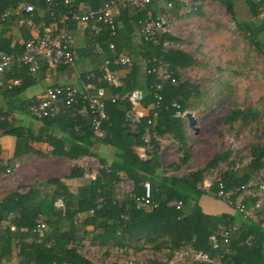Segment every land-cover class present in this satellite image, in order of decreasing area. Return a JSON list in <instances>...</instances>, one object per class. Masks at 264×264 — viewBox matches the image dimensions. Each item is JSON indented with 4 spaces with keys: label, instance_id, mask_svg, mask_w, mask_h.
<instances>
[{
    "label": "trees",
    "instance_id": "obj_1",
    "mask_svg": "<svg viewBox=\"0 0 264 264\" xmlns=\"http://www.w3.org/2000/svg\"><path fill=\"white\" fill-rule=\"evenodd\" d=\"M56 1L55 13L66 9L62 0ZM103 1L73 0L72 5L96 7ZM221 2L240 35L264 59V17L256 16V5L248 1L243 2L249 19L236 20L232 2L230 0ZM23 3H30L33 6L31 18L33 24L40 20L51 21L44 9V0H0V7L11 6L14 10L13 14L0 21V49L8 53L20 51L21 42L28 38L24 37L19 41L16 38L11 40V35L2 36L10 25H14L13 18L21 14ZM180 6H182L180 2L171 0V8L175 12L169 13L168 9L169 17H173ZM149 7L152 9L154 4ZM141 15L140 10L123 7L116 17L113 36H109L103 29L98 35L87 39L88 42L96 40L100 46L101 52L98 54L88 51L95 59V63L101 56L110 58L112 54H123L129 59L121 84L117 87H107L99 81L96 78L99 75L96 66L88 70L93 72L91 81L94 84L104 86L107 95H115L113 101L107 99L104 102L106 118L101 123L103 136L99 139L92 138L86 120L84 119L83 123L76 114H59L40 119L46 126L49 122L59 123L61 129L66 131V135L62 137L50 135L47 137L51 148L46 155L67 157L92 155L100 165L96 174L93 179H86L71 191L63 179L82 175L81 169L72 165L65 176L46 179L45 183L51 186L48 192L43 193L36 184L28 185L21 192L15 189L6 191L0 198V221L11 223L14 228L0 229V259L7 257L14 248L16 264H90L79 252L80 242L88 238L99 247L127 248L137 242H147L156 251L165 249L166 257L174 250L189 244L194 249H201L209 255H214L221 264H264V225H260L261 218H264V208L256 210L257 216L255 215L253 220L242 218L235 209L232 213H205L197 203L199 195L213 194L215 182L208 191L200 190L197 183L207 170L212 169L219 161L227 159L228 151L212 153L201 167L189 170L185 174H164L165 169L176 170L188 158L184 118L174 116L176 109L170 103L175 102L178 110L188 111L190 99L197 96L198 85L186 78L179 79L178 75L179 69L193 64L195 59L192 53L180 48L172 45L162 46V39L168 42L176 40L166 32L158 33L156 44L135 41L137 19ZM108 41L113 44L112 51L107 48ZM152 57L166 61L174 79L172 83L168 80L162 83L159 90L161 99L153 118L155 132L160 136H170L177 144L180 156L177 162L169 165L160 164L154 149L145 159L140 160L136 157L132 147L141 143L145 118L133 125L123 118L128 108L124 94L130 89L141 90L142 106L147 107L153 102L152 91L157 77L153 73H146L142 66V60L150 61ZM44 69L45 67L41 66L36 72L41 73ZM85 72L79 74L82 79ZM7 78H17L18 83L10 88L0 85V98L3 99V105L0 104V135L9 134L14 137L12 158H18L24 153L41 155L39 149L32 146V142L40 137L32 134L28 126L15 124L11 116L15 109L21 112L27 110V101H17L15 95L34 82L33 73H29L23 66L13 65L3 72V79ZM151 110L150 106L146 109L149 117ZM256 115L251 108L232 107L223 114V119L227 123L237 122L244 125L254 120ZM98 144L107 145L112 149V156L107 164L97 156L95 149ZM151 144L156 148L154 143ZM248 151L249 159L244 165L226 168L218 174L216 178L222 182L223 188L227 189L245 182L262 168L264 142L250 144ZM8 166L12 168L9 159L4 161V164L0 161V170ZM122 176L129 180L131 186L127 191L119 193L117 184ZM144 181L148 185L149 200L156 202L155 207L136 206L137 199L143 195ZM55 197L61 198V208L52 205ZM43 198L49 199L47 208L40 203ZM177 202L178 205L175 206ZM242 202L244 206H248L252 198H243ZM38 220H41L48 229L39 239L32 231L34 223ZM230 224H236L237 228L230 230L225 240L219 239L216 249L211 248L206 239L207 235L219 226ZM146 264L162 263L148 261Z\"/></svg>",
    "mask_w": 264,
    "mask_h": 264
},
{
    "label": "built area",
    "instance_id": "obj_2",
    "mask_svg": "<svg viewBox=\"0 0 264 264\" xmlns=\"http://www.w3.org/2000/svg\"><path fill=\"white\" fill-rule=\"evenodd\" d=\"M73 0H62L66 9L55 13L57 1L44 0V9L51 21L44 22L42 20L33 24L31 18L33 15V6L30 3H23L20 9L21 14L15 15L13 23L16 26L26 25L34 29V33L21 42V49L16 53H8L0 49V85L10 88L18 83L17 78L3 79V72L10 69L11 66H23L29 73L38 71L41 66L46 69L56 67H70L77 55V49L73 43L70 26L74 24H83L82 30L90 39L98 35L101 30L105 29L109 36L115 34L116 17L123 7H131L134 10H140L142 15L137 19V28L135 34L137 41L157 43V35L160 32H166V17L168 9L171 7V0H104L96 7H85L81 5H72ZM184 2L183 0H176ZM241 2H252L256 5V16L264 17V0H240ZM154 4L151 9L149 5ZM14 13L11 6L0 7V21ZM162 46L171 45L170 42L162 39ZM90 50L93 53H100L101 49L96 40L89 41ZM107 48L112 51V42H107ZM129 59L123 54H112L110 58L101 56L96 69L99 75L96 77L103 82L107 87H117L121 84V78L126 71V66ZM143 67L146 73H153L157 77V81L153 85L152 97L153 102L147 107L142 106L141 90L137 88L130 89L124 94L128 102V108L124 112V120L133 125L140 119H144L143 130L141 135V143L132 147L133 153L140 160L148 157L149 153L156 150L157 156L161 153L162 146L159 144L160 135H158L153 127V118L156 116V107L161 95L159 90L162 83L168 80L174 82L171 76V70L166 61L152 57L149 60H142ZM151 63V64H149ZM92 71H86L83 79L79 76L77 83H52L42 88V91L33 97L27 99V112L35 119L44 117H53L59 114L74 115L80 113L84 116L91 137L99 139L103 136L101 128L102 121L106 118L104 110L105 100L113 101L115 95H107L105 87L99 84H94ZM170 105L176 110L174 116L185 118L187 110H178V105L171 102ZM152 107L150 117L146 114V109ZM189 112V111H188ZM151 143L156 145V148ZM82 156V155H81ZM83 157L93 160L92 155H83ZM81 158V157H80ZM76 166L82 171V176L86 179H93L97 168L100 165L95 163L94 168L89 167L85 162H78ZM13 169L4 167L0 170V175L9 174ZM165 175H170L171 170L165 169ZM205 175V174H204ZM202 176L197 183L200 190L208 191L211 184L215 182L213 195L235 209L242 218L255 220V209L259 207V196L253 191V187L260 190L263 188L261 182L257 181L256 177L248 178L245 182L238 185L223 188L222 182L216 177ZM143 195L137 199V205L155 207L156 202H152L148 197L147 182L142 183ZM25 188L17 189L18 192ZM72 191V189H70ZM252 198V202L248 206H244L242 199ZM52 205L56 208L62 207L60 197H55ZM178 205V202L175 206ZM77 216L79 214H76ZM260 225H264V220H261ZM8 228L12 230L14 226L6 221H0V229ZM236 224L219 226L207 235V242L211 248L216 249L219 239L225 240V236L230 230L236 229ZM32 231L36 233L37 239L44 236L48 229L47 226L38 220L34 223ZM114 249H122V247H114ZM12 256L15 255V249H12ZM90 264H108L99 263L87 257ZM149 261H159L162 264H192L193 262L213 263L214 255H209L201 249H194L189 244L179 249L174 250L168 257L160 259L151 257ZM147 261H142L137 257L126 256L116 261V264H146Z\"/></svg>",
    "mask_w": 264,
    "mask_h": 264
},
{
    "label": "rangeland",
    "instance_id": "obj_3",
    "mask_svg": "<svg viewBox=\"0 0 264 264\" xmlns=\"http://www.w3.org/2000/svg\"><path fill=\"white\" fill-rule=\"evenodd\" d=\"M183 1L173 17L169 15L166 17V33L176 38L170 42L173 47L190 52L194 56L195 62L179 69L178 75L179 79L186 78L189 82L197 84L198 94L190 99L188 107L194 118L195 131L187 127L185 118L183 120L188 158L178 169L171 170L170 175L185 174L189 170L201 167L212 153L228 151L225 161H219L204 173V176L217 177L226 168L244 165L249 159L250 144L264 142V59L240 35L221 0ZM232 9L234 19H249L243 2L233 0ZM76 25L80 29L83 28L82 23ZM134 40H137L136 34ZM82 59L83 57L79 55L76 63ZM232 107H248L257 115L254 120L244 125L237 122L227 123L223 119V114ZM21 113L22 118H28L25 112ZM159 144L162 146L160 155H165L164 163L169 165L177 162L180 153L176 142L170 136L162 135ZM102 151L101 154L106 156L107 153ZM78 162H85L93 168L95 163L96 166L98 163L95 157L90 160L83 155ZM19 171L17 175H23ZM39 174L41 175L39 170L32 167L30 176H40ZM251 177H256L263 185L260 190L253 187V191L259 196L260 206L255 209L257 216L256 210L264 208V164ZM2 180L3 176H0V182ZM130 186L129 180L122 176L117 184V190L119 193L125 192ZM199 196L197 201L199 200L204 211L219 212L223 208L219 201L207 204L209 197L217 198L213 194L204 193ZM40 203L47 208L49 199L43 198ZM152 249L147 242H137L122 249H114L111 246L99 247L88 238H84L80 242L79 252L86 258L108 264H116L117 260L126 256L137 257L147 262L151 257L166 258L165 249L157 251Z\"/></svg>",
    "mask_w": 264,
    "mask_h": 264
},
{
    "label": "crops",
    "instance_id": "obj_4",
    "mask_svg": "<svg viewBox=\"0 0 264 264\" xmlns=\"http://www.w3.org/2000/svg\"><path fill=\"white\" fill-rule=\"evenodd\" d=\"M231 2L233 0H230ZM240 1V0H238ZM183 3V2H180ZM245 7V6H244ZM172 8H169V13ZM70 30L72 33L73 43L77 49V55L74 59L73 64L70 67H56V68H50V69H44L41 73L34 72L33 78L34 82L27 87H25L22 91V94L20 92L15 95V98L17 101L25 100L27 101L28 98L38 95L42 88L46 85L52 84V83H77L79 79V74L81 72H85L88 70H91L93 67L97 66L99 60L95 63V59L92 58L88 54V51L90 50V45L88 42L87 36L84 34V31L78 27V25L74 24L70 26ZM34 29L32 27L28 26H16L10 25L8 30L2 34V36L11 35V40L13 38L18 39L19 41H22L24 37H30L34 33ZM82 56L83 59L78 64L77 59L78 57ZM106 93V92H105ZM21 95V96H20ZM0 104L3 105V99L0 98ZM25 113L28 115V118L24 119L22 118V113L19 109H15L12 111L11 116L14 119L15 124H20L23 126H28L31 130L32 134H35L36 136L40 137V139L33 141L32 146L39 149V151L42 153L41 155H36L33 153H24L18 158H12V152H13V145H14V137L9 134H1L0 135V161L1 164H4V161L8 160L10 161V164L13 165V169L9 174L3 175V180L0 182V198L3 196V194L6 191L9 190H17L20 187L26 188L28 185L36 184L39 187V190H45V192H48L51 188V186L47 183H45L46 179L51 177H63L68 172L69 168L72 165L76 164V160L81 157H67L64 155H53V154H47V151L51 148L50 144L48 143L47 137L53 136V137H62L66 135V131H63L59 125V123L56 122H49L46 125L42 123L40 119L33 118L27 110ZM79 117V120L83 121L84 123V116L80 113H74ZM75 126L73 127V129ZM77 141V140H75ZM62 148H65V145L62 146ZM102 153H107V155H102ZM95 151L97 152V156L101 157L104 162L107 164L112 156V149L104 144H98ZM158 160L161 165L167 164L164 163L165 155L159 154ZM32 167H36V170H39L41 173L40 176L31 177L32 173ZM20 170V171H19ZM17 171L22 172L23 175H17ZM43 174V175H42ZM28 175V176H27ZM1 176V175H0ZM19 176V177H18ZM30 176V177H29ZM64 183L67 185L69 189L75 188L78 184L82 183L83 181H86V178H84L82 175L79 177H72V178H64ZM44 193V192H43ZM200 197V196H199ZM221 202L223 204V208L219 212H227L232 213L233 208L231 206L227 205L223 201H221L218 198L209 197L207 199V204H212L214 202ZM200 209L205 213H219V212H209L204 211L202 206L199 203V200L197 201ZM12 250L10 251L9 255L7 257H4L0 259L1 264H16L17 256L16 254L14 256L11 255ZM211 264H221L220 261L215 257V261Z\"/></svg>",
    "mask_w": 264,
    "mask_h": 264
},
{
    "label": "water",
    "instance_id": "obj_5",
    "mask_svg": "<svg viewBox=\"0 0 264 264\" xmlns=\"http://www.w3.org/2000/svg\"><path fill=\"white\" fill-rule=\"evenodd\" d=\"M185 119L187 122V127L195 131L194 118L191 116V114L188 111L185 113Z\"/></svg>",
    "mask_w": 264,
    "mask_h": 264
}]
</instances>
